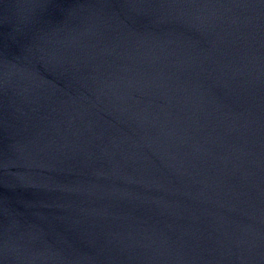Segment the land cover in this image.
Returning <instances> with one entry per match:
<instances>
[{
	"label": "water",
	"instance_id": "water-1",
	"mask_svg": "<svg viewBox=\"0 0 264 264\" xmlns=\"http://www.w3.org/2000/svg\"><path fill=\"white\" fill-rule=\"evenodd\" d=\"M0 264H264V0H0Z\"/></svg>",
	"mask_w": 264,
	"mask_h": 264
}]
</instances>
